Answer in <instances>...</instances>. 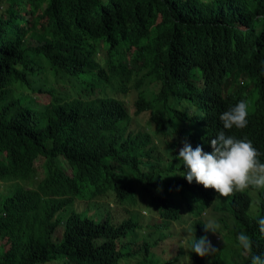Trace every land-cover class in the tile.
<instances>
[{
  "label": "trees",
  "instance_id": "trees-1",
  "mask_svg": "<svg viewBox=\"0 0 264 264\" xmlns=\"http://www.w3.org/2000/svg\"><path fill=\"white\" fill-rule=\"evenodd\" d=\"M144 70L134 114L150 117L137 128L121 95ZM241 99L264 163V0H0V264H119L144 228L134 206L178 220L213 205L214 190L182 176L179 150ZM109 193L129 216L75 208ZM251 205L249 191L226 203L249 263L264 257V189Z\"/></svg>",
  "mask_w": 264,
  "mask_h": 264
},
{
  "label": "clouds",
  "instance_id": "clouds-1",
  "mask_svg": "<svg viewBox=\"0 0 264 264\" xmlns=\"http://www.w3.org/2000/svg\"><path fill=\"white\" fill-rule=\"evenodd\" d=\"M249 112L247 101L241 99L237 104L221 111L217 117L208 119L210 126L205 132L207 138L202 136L198 141L199 145L193 148L188 140L185 139L183 147L179 150L178 159L186 168L182 176L186 178L189 184L195 181L205 189L214 190L217 193L214 201L218 197L225 199L230 196L233 197L234 193L245 192L250 188L254 190L264 189V163H261L259 160L261 153L254 147L252 141L244 135V130L247 128L249 122ZM202 145L210 148L212 151L205 152ZM115 202L119 204L117 201ZM147 209L152 212L148 207ZM184 211L185 208H183L181 214ZM108 212L114 215L113 210H108ZM138 213L140 218L141 213L139 211ZM155 214L149 215L148 221H141L144 228L138 233L137 237L134 236L137 243L145 242V236L155 230L153 224H161L163 227L181 220V218L178 220L162 219L161 216L156 214L160 217V221L158 222L155 220ZM106 215L103 214V216ZM197 218L202 219V217L199 216L194 219L196 232L194 237L196 239L191 244V252L196 254L192 255L193 259H197L196 257L199 256L201 258L210 256L216 251L208 237H203V235L205 231L218 234L220 229V225L214 220L203 221L205 223V231L200 234L201 238L197 239L198 228L195 222ZM257 223L260 233L264 234V218H258ZM147 226L151 227V229L148 233H144ZM162 227L157 229L158 235H160L159 231ZM157 231L156 234L151 235L150 239L157 237ZM238 241L244 250L242 254L246 255V264H264V257L259 255H252L251 263L248 262L247 255L252 253V242L248 235L241 233L238 236ZM122 262L128 261L122 259L119 264H122ZM128 264H133V262H128Z\"/></svg>",
  "mask_w": 264,
  "mask_h": 264
},
{
  "label": "rangeland",
  "instance_id": "rangeland-1",
  "mask_svg": "<svg viewBox=\"0 0 264 264\" xmlns=\"http://www.w3.org/2000/svg\"><path fill=\"white\" fill-rule=\"evenodd\" d=\"M145 71L146 70L141 71L138 75L133 76L132 80L128 83V90L121 95L131 108V114L134 116V126L137 128L143 127V125H148L150 117L149 111H144L139 115L134 114L136 111L134 105L136 97L132 88L135 86H138L140 90L146 88V84L143 85L141 82V77ZM149 87L151 88V86ZM65 167L67 172L71 173V168L68 164H65ZM7 185L8 184L0 180V191L7 190ZM246 191H249L252 196L250 212H258L257 196L261 190L250 188ZM230 198L231 196L226 199L218 197L216 202L210 207L199 209L197 203L191 204L193 209L187 205L184 213L181 215V220L172 222L171 225L163 226L162 229H160L159 234L162 238L159 241L154 242L155 239H148V241L152 243L151 246H147L145 242L138 245L134 238V233L131 232L128 237L123 240V243L126 244L125 251L129 252L124 258V261L130 263L133 262V264H202V262L193 259L192 255H195L196 253L191 252V244L196 235L194 219L201 216L205 222L208 220H214L220 225L218 234L205 232L203 235V237H208L209 241L216 249V251L210 256L203 258L204 264H212L215 260L219 261L220 264H246V255L242 254L244 250L238 241V236L245 231L237 226L236 219L226 207V203ZM114 200V195L109 193L108 195L102 196L101 199L93 204L78 202L75 208L80 210H91L97 204H102L98 207L104 215L107 214L108 210H113L117 219L121 220L124 217H127L132 208L117 204ZM133 209L141 213V221H148L149 215H154V213L150 212L147 207L142 208L140 206H134ZM155 220L158 222L160 221V217L156 214ZM64 229V225H59L57 227L55 232L56 239H61L63 237ZM145 229L144 233H148L151 227L147 226ZM128 262H122V264H128Z\"/></svg>",
  "mask_w": 264,
  "mask_h": 264
}]
</instances>
